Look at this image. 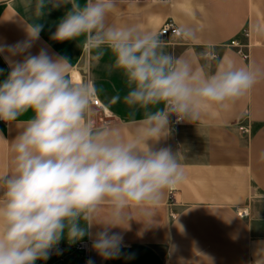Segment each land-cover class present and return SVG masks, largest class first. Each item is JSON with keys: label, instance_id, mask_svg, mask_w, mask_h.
Returning a JSON list of instances; mask_svg holds the SVG:
<instances>
[{"label": "clouds", "instance_id": "obj_1", "mask_svg": "<svg viewBox=\"0 0 264 264\" xmlns=\"http://www.w3.org/2000/svg\"><path fill=\"white\" fill-rule=\"evenodd\" d=\"M49 5L71 6L51 39L80 40L96 62L109 50L112 67L122 71L128 87L110 104L122 100L142 109L143 116L128 135L109 123L97 124L93 84L74 82L66 58L45 49L29 52L41 24H27L22 42L0 44L11 69L0 83V121L32 113L10 144V170L0 172V264L47 260L61 239L80 241L93 226L100 230L92 249L104 259L117 258L123 236L112 229H127L137 212L153 220L165 192L185 179L178 153L159 146L171 134V117L176 124L199 121L208 109L227 108L264 79V68L237 66L228 58L208 72L194 54L166 52L163 33L109 23L117 0H36V16ZM175 35L198 39L196 30L184 25ZM200 55L207 59L211 53ZM17 56L23 59H12Z\"/></svg>", "mask_w": 264, "mask_h": 264}, {"label": "crops", "instance_id": "obj_2", "mask_svg": "<svg viewBox=\"0 0 264 264\" xmlns=\"http://www.w3.org/2000/svg\"><path fill=\"white\" fill-rule=\"evenodd\" d=\"M35 4L36 0H0V44L22 42L27 39V24H41L39 39L29 52L36 55L45 49L50 56L66 58L70 78L94 86V96L103 110L95 108L94 121L109 123L124 135L133 132L143 110L122 100L110 104L113 96L123 97L128 91L122 71L112 67L110 51L105 49L96 62L82 50L80 40L51 39L71 6L53 9L49 5L45 14L37 17ZM168 21L176 27H191L198 36L194 41L163 40L169 54H194L208 72H214L217 60L224 58L237 66L264 68V0H161L154 4L117 0L115 12L108 17L109 23L157 32ZM232 41L246 47L247 60L228 47ZM205 51L211 53L207 59L200 55ZM12 59L19 61L23 56ZM10 70L0 54V83ZM31 116L29 111L21 120L0 121V172L10 170V144ZM159 146H170L178 153L184 181L165 192L153 220L137 212V221L131 220L127 229H112L123 236L117 258L104 259L92 249V240L100 230L93 226L75 243L80 256L72 264H88L89 260L93 264H264V79L225 109L213 107L199 121L172 124L170 136ZM239 209H247L248 217L240 218ZM80 244L86 245V250H78ZM62 248L60 241L53 248L60 254L52 255L51 249L49 258L36 264H64L63 258H56L62 255Z\"/></svg>", "mask_w": 264, "mask_h": 264}, {"label": "built area", "instance_id": "obj_3", "mask_svg": "<svg viewBox=\"0 0 264 264\" xmlns=\"http://www.w3.org/2000/svg\"><path fill=\"white\" fill-rule=\"evenodd\" d=\"M145 3H149V4H154V3H158L161 0H142ZM177 27L171 22L168 21L166 22L161 30L160 33H163V35L161 36L162 40L171 38V39H178L179 37L175 35V29ZM243 36L247 37L248 33L247 32H243ZM228 47L231 49H234L236 51V54L242 59V60H247L248 59V54L244 53L243 50L246 48L245 46H242L241 44H239L238 41H232L228 44ZM94 107L97 109L102 110L101 105L99 104L98 99L94 96ZM103 111V110H102ZM173 118V125L175 126L176 123H174L175 121V116H172ZM241 131L246 132L245 130L241 129ZM238 215L240 216V218L244 219L248 217V213H247V209H239L238 210ZM78 250H86V245L84 244H80L78 246Z\"/></svg>", "mask_w": 264, "mask_h": 264}, {"label": "rangeland", "instance_id": "obj_4", "mask_svg": "<svg viewBox=\"0 0 264 264\" xmlns=\"http://www.w3.org/2000/svg\"><path fill=\"white\" fill-rule=\"evenodd\" d=\"M63 248H62V255L56 256V258H63L65 260L64 264H72L75 257H79L80 253H77L75 250V243L69 244L66 238L61 239Z\"/></svg>", "mask_w": 264, "mask_h": 264}, {"label": "water", "instance_id": "obj_5", "mask_svg": "<svg viewBox=\"0 0 264 264\" xmlns=\"http://www.w3.org/2000/svg\"><path fill=\"white\" fill-rule=\"evenodd\" d=\"M51 254H52V255L60 254V251L57 250V249H53V250H51Z\"/></svg>", "mask_w": 264, "mask_h": 264}]
</instances>
